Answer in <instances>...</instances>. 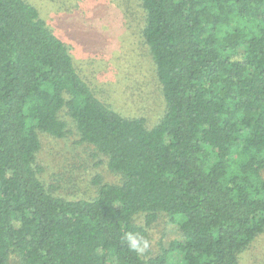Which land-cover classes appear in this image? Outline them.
Instances as JSON below:
<instances>
[{
  "label": "trees",
  "instance_id": "obj_1",
  "mask_svg": "<svg viewBox=\"0 0 264 264\" xmlns=\"http://www.w3.org/2000/svg\"><path fill=\"white\" fill-rule=\"evenodd\" d=\"M140 8L166 104L153 127L97 96L35 7L0 0V264H241L264 234V0ZM64 112L122 178L97 177L93 199L41 177L40 135L67 138ZM162 217L182 239L151 251Z\"/></svg>",
  "mask_w": 264,
  "mask_h": 264
},
{
  "label": "rangeland",
  "instance_id": "obj_2",
  "mask_svg": "<svg viewBox=\"0 0 264 264\" xmlns=\"http://www.w3.org/2000/svg\"><path fill=\"white\" fill-rule=\"evenodd\" d=\"M35 7L49 29L68 47L74 65L94 92L124 118L158 124L166 111L161 87L148 50L140 39V0H25ZM241 53L234 59H241ZM69 134L62 140L41 134L37 164L44 182L68 198L93 199L94 180L120 184L95 149L80 142L73 122L62 114ZM138 221L143 222V218ZM161 218L151 229L148 249L165 248L182 239L177 225ZM241 264H264V234L240 255ZM10 264H18L14 257Z\"/></svg>",
  "mask_w": 264,
  "mask_h": 264
},
{
  "label": "clouds",
  "instance_id": "obj_3",
  "mask_svg": "<svg viewBox=\"0 0 264 264\" xmlns=\"http://www.w3.org/2000/svg\"><path fill=\"white\" fill-rule=\"evenodd\" d=\"M127 241L129 244V247L134 251H143L145 248L148 247V241L144 240L142 238H137L133 234H129L127 236Z\"/></svg>",
  "mask_w": 264,
  "mask_h": 264
}]
</instances>
